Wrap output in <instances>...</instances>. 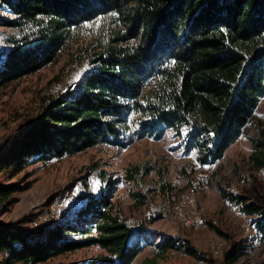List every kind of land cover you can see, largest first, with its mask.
Segmentation results:
<instances>
[{"label":"trees","instance_id":"1","mask_svg":"<svg viewBox=\"0 0 264 264\" xmlns=\"http://www.w3.org/2000/svg\"><path fill=\"white\" fill-rule=\"evenodd\" d=\"M0 5L14 16L4 24L19 32L7 56H0V89L56 61L84 24L104 20L92 68L0 147V173L101 144L126 148L167 130L200 165H213L240 139L264 99V0H0ZM251 157L263 165L257 154ZM102 188L43 236L24 234L18 222H0V245L11 253L5 264H37L91 246L105 253L68 264H133L153 243L142 238L146 232L134 234L139 225ZM17 189L0 186V194ZM134 197L144 201L145 195ZM232 199L257 215L264 240L263 207L241 194ZM172 248L195 254L188 241L164 236L155 256L140 264H165L160 259ZM224 256V264H232L239 255L227 249Z\"/></svg>","mask_w":264,"mask_h":264},{"label":"rangeland","instance_id":"2","mask_svg":"<svg viewBox=\"0 0 264 264\" xmlns=\"http://www.w3.org/2000/svg\"><path fill=\"white\" fill-rule=\"evenodd\" d=\"M13 18V14L0 5V34L9 49L19 32L4 21ZM103 22L99 18L84 24L77 38L56 61L0 89V147L49 101L64 93L92 68V56L98 50ZM257 142H264V99L228 155L213 165H200L195 153L186 152L182 140L167 130L160 138L147 136L126 148L101 144L75 155L31 163L17 173L9 168L0 173V186L14 185L18 189L0 194V222H18L20 227L73 187L87 194L91 193L92 186L108 187L115 207L128 219L136 217L139 229H134V234L146 232L142 238L153 243L144 248L133 264H140L147 256L154 257L155 244L164 236L180 237L195 250L191 258H171L163 253L160 261L165 264H197L194 258L198 255H209L211 261L224 264L225 256L219 259L211 256L208 240L214 233L226 239L228 250L238 252L232 264H264L261 235L244 234L242 221L227 212L236 194L264 207V146L258 147ZM252 154L263 161L262 166L252 159ZM207 170H213V183L200 197V203L206 209L209 228L187 227L172 209L163 215L169 208L168 194L197 184ZM135 174L136 179L130 178ZM144 185H148L149 191L144 201H140L134 196L139 195ZM69 236L80 235L70 233ZM101 253H105V249L84 247L37 264L80 263Z\"/></svg>","mask_w":264,"mask_h":264},{"label":"built area","instance_id":"3","mask_svg":"<svg viewBox=\"0 0 264 264\" xmlns=\"http://www.w3.org/2000/svg\"><path fill=\"white\" fill-rule=\"evenodd\" d=\"M8 46L5 44L0 34V56L5 58L8 53ZM213 183V170H207L203 173L201 180L195 185H188L184 188H178L168 194L169 208L163 211L166 215L169 209H172L176 217L181 219L187 227L197 229L209 228L206 209L200 203V197L207 193ZM91 193L87 194L78 187L67 190L63 195L54 198L43 211L37 212L34 217L21 224L20 230L28 236L44 235L48 230L63 222L71 219L77 214L79 209L85 204L88 196L100 194L103 190L100 186H92ZM148 185L140 187L142 194L147 195ZM242 204L233 202L227 209L228 214L237 216L241 222V228L244 234H260L259 229L254 222L256 214H249L242 209ZM133 225L137 224L136 217L129 218ZM211 256L219 259L224 256L227 250V242L223 236L212 234L208 240ZM8 249L0 245V262L3 264L10 257ZM169 257L191 258L193 254L185 248H172L168 252ZM197 264H217L209 259V255H198L194 258Z\"/></svg>","mask_w":264,"mask_h":264},{"label":"crops","instance_id":"4","mask_svg":"<svg viewBox=\"0 0 264 264\" xmlns=\"http://www.w3.org/2000/svg\"><path fill=\"white\" fill-rule=\"evenodd\" d=\"M261 102H262V101H261ZM260 104H261V103H260ZM233 145H234V144H233ZM233 145H232V146H233ZM232 146H231V147H232ZM231 147H230V148H231ZM230 148L226 151L224 157H226V155H228V152H229ZM221 161H223V158L221 159ZM259 205H261V204H259ZM262 207H263V206H262ZM263 209H264V207H263ZM193 248H194V247H193ZM141 253H142V252H141ZM139 255H140V254H139ZM139 255H138V256H139ZM138 256H137V257H138ZM137 257H136V258H137ZM134 261H135V260H134Z\"/></svg>","mask_w":264,"mask_h":264}]
</instances>
